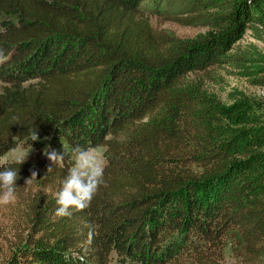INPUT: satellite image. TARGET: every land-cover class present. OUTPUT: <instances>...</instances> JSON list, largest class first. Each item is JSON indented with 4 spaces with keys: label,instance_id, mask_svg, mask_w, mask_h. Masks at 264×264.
<instances>
[{
    "label": "trees",
    "instance_id": "trees-1",
    "mask_svg": "<svg viewBox=\"0 0 264 264\" xmlns=\"http://www.w3.org/2000/svg\"><path fill=\"white\" fill-rule=\"evenodd\" d=\"M247 29L264 33V0H0V171L19 169L22 203L0 264H223L229 242L261 261L264 100L207 86L227 67L264 85ZM77 145L104 148L105 184L57 217ZM17 146L37 154L2 161Z\"/></svg>",
    "mask_w": 264,
    "mask_h": 264
},
{
    "label": "rangeland",
    "instance_id": "rangeland-1",
    "mask_svg": "<svg viewBox=\"0 0 264 264\" xmlns=\"http://www.w3.org/2000/svg\"><path fill=\"white\" fill-rule=\"evenodd\" d=\"M151 22L155 27L168 29L181 37H191L207 29L203 25L183 26L174 21L162 20V18H157L156 16L151 17ZM237 46V52H254L256 54L255 57L261 60L258 64L264 66V33L261 36H257L251 29H247L243 37L238 40ZM263 73L261 72V74ZM216 74L220 81L209 82L207 86L220 96L222 100H225L227 93L233 89L241 90L251 98L264 100V85L254 84L251 77L243 76L238 69L227 67L226 70H217ZM92 149L100 155L104 165L106 163L104 148L96 147ZM27 151H29V155L37 154V151L33 147L17 146V148L7 152L2 157V161L16 160L22 153ZM47 151L52 150L48 149ZM40 155L47 158L44 152ZM21 206V200L17 197L11 204H0V261L17 248L18 234L16 232L20 220L19 209ZM233 247L234 245L230 242L226 244L222 260L223 264H264V257H262L261 261L253 262L250 258L240 255Z\"/></svg>",
    "mask_w": 264,
    "mask_h": 264
},
{
    "label": "clouds",
    "instance_id": "clouds-1",
    "mask_svg": "<svg viewBox=\"0 0 264 264\" xmlns=\"http://www.w3.org/2000/svg\"><path fill=\"white\" fill-rule=\"evenodd\" d=\"M38 139V132H32L31 141ZM29 151L22 153L15 162L20 165L24 163ZM44 154L51 162L48 171L52 170L54 164L62 166L65 158L64 152L60 153L53 149L52 151L45 150ZM72 155L73 165L69 168L61 189L55 194L58 205L55 211L57 217H70L72 210L82 211L88 208L100 187L105 184L103 161L94 149L77 145L73 148ZM19 178V169L5 167L0 171V204L8 205L15 201ZM36 179L37 171L33 170L26 178L25 184H31Z\"/></svg>",
    "mask_w": 264,
    "mask_h": 264
}]
</instances>
